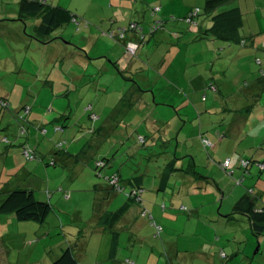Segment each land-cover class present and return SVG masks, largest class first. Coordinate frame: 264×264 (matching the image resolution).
<instances>
[{"label":"rangeland","instance_id":"rangeland-1","mask_svg":"<svg viewBox=\"0 0 264 264\" xmlns=\"http://www.w3.org/2000/svg\"><path fill=\"white\" fill-rule=\"evenodd\" d=\"M39 1L45 8H59L62 9L60 13L71 14L68 30H64L65 20L50 38H42L35 32L40 16L20 14L23 0H0V29L12 28L9 30L12 34L6 31L9 36L0 35V93L11 98L15 105L22 101L33 103L38 98L39 103H44L42 105L46 107L33 111L30 116V106L26 105L20 110L18 119L12 116L13 124L28 127L35 120L45 119L40 131L44 135L47 127L51 128V132L55 130L50 125L57 116L49 110L54 106L63 109L68 117L58 125L65 126L66 132L59 133L55 141L63 144L60 149H68L73 132L82 133L78 129H91L102 123L87 114L88 101L96 108L107 103L113 105L116 102L115 95H119L123 86H128L122 83L114 65L120 56L124 57L123 62L133 60L137 67H141V74L135 79L141 87L140 91L147 90L146 85L152 90L150 94L143 93L148 97L140 100V109L129 115L125 124L118 127L105 144L102 142L103 153L112 151L113 155L116 153L121 156L119 160L125 165L127 174L144 175L145 197L150 196V203L158 207L156 226L150 220L151 209L146 208L148 216L143 217L141 203L136 201L139 205L133 204L134 209H131L127 218L133 222L138 219L139 223L133 231L129 226L122 232L121 245L124 251L121 261L125 264L127 259L137 264H155L157 261L160 264H176L174 256L167 255V252L178 245L180 249L192 250L187 254V261L178 259L179 264H204L196 258L195 253H191L200 252L198 247L209 242L213 246L212 253L216 254V264H264V235L254 234L241 215H233L235 218L230 221L218 217L213 219L211 216L216 214L219 204L213 207L208 205L212 201L211 197L191 196L194 187H190L194 184L186 188L188 184L184 182L183 172L175 171L166 191H157L160 174L166 171L175 157L181 158L176 161L177 167L185 169L192 165L193 162L189 160L194 157L198 165L197 172L202 175L210 173L217 183L227 187L226 193L235 189L232 200L224 203L220 215L231 211L240 197L239 191L246 193L254 189L253 182L247 186L249 179L243 184H239L238 180L246 168L242 162L244 159L257 155L264 160V0L257 5L256 0L239 1L244 15V27L240 35L248 40L245 47L237 42L214 38L201 40L197 25L193 27L184 20L187 7L190 6L191 10L199 8L203 27L206 28V24L211 27L213 15L234 8L239 5L236 4L238 1L223 5L210 15L205 12V0ZM160 5V14H154L153 9ZM161 15L166 17L163 24L159 18ZM132 22H140V28L145 30H149L150 25L156 22L162 27L154 33H158V36L151 38L149 43L146 42L148 39L142 41L138 54L128 51L120 40L110 37V33L116 35ZM191 26L192 29H189ZM13 28H20L22 35ZM150 36L147 34L146 38ZM55 44H66L75 55H62L60 58L56 54L51 55V48ZM169 51H172L171 57ZM176 56L179 60L168 71L166 60L169 63ZM89 59L93 61L87 65ZM104 62L106 68L102 66ZM140 76L146 79L145 84ZM200 76L210 83L208 89L202 88ZM195 77L198 80L191 82ZM181 89H185V93ZM70 91L72 97L69 106L68 101L61 99L62 104L57 101L52 106L53 101L59 99L54 96ZM104 91H108L109 95ZM248 93L252 96L260 93L263 98L253 96L251 99ZM252 103L256 111L246 134L250 135V142L257 140V144L244 156L248 143L240 140L245 137V132L239 140L230 139L224 137L225 129L229 124L240 121V115H235L233 110ZM142 108L146 109L145 112L141 111ZM174 114L178 123L172 121ZM145 117H150L149 121L154 118L158 122L155 128L160 131H155L156 138L147 137L146 144H142L138 140L139 136L146 137ZM130 120L133 125L129 127ZM211 121L216 124H211ZM200 129L211 140L210 146L205 147L201 142ZM13 148L22 149L20 146ZM100 155H103L102 152ZM100 155H96V159L107 157ZM209 155L212 158L209 159ZM22 157L25 158L23 154ZM227 160L232 162L229 170L218 172L215 166ZM95 162L89 167V175L77 178L74 171L70 174L68 169L60 165L46 167L38 159L30 165V179L36 183L33 189L36 198L49 201L53 211L44 224L19 222L12 217L3 226L0 225V264H51L69 246L76 254L77 264H94L98 261V264H110L104 260L105 257L98 256L99 252L92 251V244L90 246L86 242L98 229L97 221L92 222L91 218L100 214L104 204L98 202L96 206V193L90 191L96 183H104L105 180L95 170ZM35 163H40L42 167L36 169ZM112 169L116 171L117 168ZM251 170L264 180V169L258 163L253 162ZM102 171L105 177L106 172ZM234 171L237 174L231 176L230 173ZM225 175L228 180L224 179L226 182L223 183L221 179ZM198 185L207 187L208 191L217 189L216 185L206 181ZM126 189L110 201L106 210L114 212L127 201L130 188ZM186 191L190 193L186 194ZM70 192H73L74 197L67 199ZM217 197L219 202L221 197L219 194ZM175 203L176 207L173 206ZM182 208L187 211L183 212ZM194 208H199L198 213H192ZM159 227L163 229L161 233H158ZM100 246V242L95 245L96 248ZM131 248L135 251L134 258L129 256ZM222 251L229 258L221 257Z\"/></svg>","mask_w":264,"mask_h":264},{"label":"crops","instance_id":"crops-1","mask_svg":"<svg viewBox=\"0 0 264 264\" xmlns=\"http://www.w3.org/2000/svg\"><path fill=\"white\" fill-rule=\"evenodd\" d=\"M235 1H238V2H236V4H239V5H237V7H240L242 9L241 2H239L241 0H233L227 4L233 3ZM260 1L261 0H256L255 5H257ZM160 7H161V5H160ZM52 9H53L52 7H49V8L43 7L39 12L22 13V11H20V14L21 15L38 14L40 16V23L37 26V28L35 29V32L37 31V33L40 34L42 38H50L51 35L53 33H55V31L57 30V27L59 28V25H62L65 20L66 21L64 23V26H65L64 30H68L69 26L67 24L70 23L69 18L71 15V14H66L65 12L60 13V10H57L56 11V15H57V18H56L57 23L56 24L57 25L55 26V28H53V30L49 34H47V35L41 34L39 32V27L46 22L44 16L46 14H48ZM191 9L192 8L190 6L186 8V12H185L186 15H187L188 11ZM159 18L162 20L163 23L166 22L165 15H161ZM143 19L145 20L144 15H143ZM132 23H136L139 26H141L140 22H132ZM194 26L195 25H193V27ZM202 27H203V25L201 23V19L199 18L196 28L201 29ZM6 28L7 27L0 29V35H2V34L6 35V36L10 35L11 32L9 33V30L12 28H7V29ZM190 28L192 29V26L189 27V29ZM206 28H210V25L206 24ZM13 29L17 33L21 34L22 30L20 28L19 29L13 28ZM6 31H8L9 35L7 34ZM143 31H144V34L148 33V30L143 29ZM128 33L129 34H127L125 36V39L120 40V42H121V44H123V46H125V48L126 47L128 48V51L130 48H134L135 52H137L136 54H138L142 48V40H141L142 37L139 34L132 32V31L128 32ZM62 34H63V32H62ZM153 35L154 34H152L150 36V38H146V40L148 39V41H146V42L149 43L151 38L158 36V33L155 34L154 36ZM16 39H18V38H16ZM23 39H21V40L23 41ZM39 39H41V38H39ZM205 39H207V38L201 37V40H205ZM41 40H43V39H41ZM48 41H50V39ZM51 49H52L51 55L54 56L56 54L57 58H60L62 55H66V56L75 55V53H73L72 51L69 50L70 48H68V46L66 47V44H60V45L55 44V47L51 48ZM170 53L171 54H169V56L171 57L172 51ZM142 55H143V53H142ZM123 60H124V57L120 56L119 58H117L115 60L114 65H115V68L117 69V72L119 73V75L122 78V83H127L128 86L127 85H126V87L123 86L122 87L123 89H122V91H120L119 95H117V96L115 95L116 102H114L113 105H109V103H107L106 106H103L100 108H96L94 106V104L89 102V101L86 104L87 114L90 116V113L93 112L94 114L90 117H93L96 120L99 119L102 122L98 127L95 126L94 128L93 127L91 128L92 130L96 131V136H93L91 134H88V136H87L86 133H90L92 131V130H90V132H88L89 128L82 127L81 129H78V131H80L82 133H77V131L73 132V134H72L73 140H71V143H70L68 149H65L61 153V155L57 156V159H58L60 166H62L66 170L68 169L70 174H71V172L74 171V176H75V178H77V177H80L81 175H86V174L89 175V173H90V172L88 173V171H90L89 167L92 166V162L96 160L95 155L99 156L101 154V152L103 155H107V158H110V163H109V166L106 168L107 170L104 169V171L106 172V176H110L114 173L119 174L121 179L124 181L125 191L127 190L126 188H130V191H131V189L133 188L132 185L135 182L137 184H140V186H142V188H143V193L141 195L142 202H141L140 206H142V208H144V209H140L142 211L141 216L147 217L148 214L144 215L143 212L146 213V210H147L146 208L151 209L152 213H150V216H151L150 220H153L154 224L156 225L157 224L156 220L159 219L158 218L159 215L156 212V208H158V207H157V205L150 203V200H151L150 196H149V198L145 197V194H144L145 193L144 175H138V176H142V178H141V181H136L135 177H137V175H134V173L132 175H129V174H127L128 172H125V165L123 163H121L119 160V157H121L120 155H117L116 153L113 155L112 151L109 153H103L105 151L101 150L102 146L109 140V138L112 137V135L116 133L117 128L120 127L121 125L125 124L124 122H125L126 118L129 115L135 113L137 111V109H140V108H138V106L141 104L140 100L148 97V96L147 97L144 96L143 93L144 94L145 93L150 94L152 92V90H150L149 85H146L147 90L140 91L141 87L139 86L138 82L135 81L136 78H139V74H141V71H142L141 67H137L133 60L132 61H125V62H123ZM178 60L179 59L177 56H176V59L174 57L171 58L169 63H167V60H166V64L169 67L168 71L172 70V67L174 66V64ZM87 61H88L87 65H90L91 62L93 61V59H89ZM102 66L106 68V62H104V64ZM186 66H188V65H186ZM106 70H108V68ZM184 74H186V73H184ZM84 76L86 77L87 75H84ZM81 79L84 80L85 78L81 77ZM140 79L142 81L145 80L143 84L146 83V79L144 77H141ZM199 79L202 80L201 81L202 82V88L208 89L210 83L207 82L206 79H203L202 76H200ZM197 80H198V77H195L194 79H192L191 82L197 81ZM181 90L183 93H185V89H181ZM71 92L72 91H70L66 94L54 96V97H56L55 99H57V98H59V99H57L56 101H53L52 106H54L57 103V101H60V99L63 101H68V106H69L70 100L72 97ZM104 93L106 95H109L108 91H104ZM253 96H255V98L256 97L257 98L258 97L263 98V97H260L261 96L260 93H256ZM253 96L248 93V98L252 99ZM0 99H5L10 104V108H3L0 106V188H2V192H3L2 195L0 196V204H1L2 201L4 200L5 196H6L4 193L11 191V190H14V189H21V188L33 190L35 188V185H36V183L30 179L32 177V170L29 169L30 165H32V163H34V161L33 162L27 161L26 158L22 157V149L17 150L13 147L27 146V147L35 150L39 155L45 157L46 159L52 158L53 154L57 153V151H59V148H57L58 142L55 140H56V138H59L58 137L59 133H62L60 131L59 132L56 131V126H59L58 123L60 121H62L65 117H68V116H66V114L64 113L65 111L63 109L60 110L59 108H54L55 107L54 106L53 107L54 109L52 108L51 110H49V112L52 111V113H56L57 117L52 121V123H51L52 125H50V126H54L55 130H52V132H51V128L47 127V130L43 129L44 132H46L43 135L42 132L40 133V131L43 128L42 126H43V122H45V119L44 120L39 119V121L35 120L34 123L30 124V126H28V127H25L22 124H20V127H19V124H16V123L13 124L12 116L14 115L15 118L18 119V116H19L18 114H19L20 110L22 108H24L26 105L30 106V110H31L30 116H31V115H33V111L46 108V107H44V105H42L44 103H39L38 98H37L33 103H31V101L30 102L22 101L21 103H17V105H15L11 101V98L8 99L2 93H0ZM60 104H62V101H60ZM253 105H255V104L252 103L251 105H248V106L246 105L243 108L233 110L232 112H234L235 115H237V114L240 115V121L238 123H231V124H229L230 122H228L227 124H229L228 125L229 127H227L225 129L226 135L224 137H227L230 139H238L239 140V138L241 136H243V134L245 132V137L242 140H240V141H243L245 144L248 143V145L246 147V151L244 153V156H246L245 154H247L249 150L255 148V146L257 144V140L250 142L249 141L250 135L246 134L247 129L250 128V126H252V124H251L252 115L256 111L252 108ZM18 106H20L21 108H19ZM91 106H92V108H91ZM89 108H91V111L89 110ZM145 110L146 109H144V108L141 109L142 112H145ZM172 118H173L172 121H174L176 123L179 122L178 118L175 114L173 115ZM149 119H150V117H145V119H144L145 126H146V132H145L146 137L145 136L144 137L146 138V140H147V137L149 138L151 136L156 138L155 131L159 130V129L155 128L156 123H158V122L155 121L154 118L150 121H149ZM233 122H235V121L233 120ZM210 123L216 124V122H213V121H211ZM79 124H80V122H79ZM132 125H133V123L130 120V122L127 126L130 127ZM166 125L168 126V123H166ZM207 125H210V124H207ZM20 128L22 131H24V129H25L24 135H20V133H19ZM161 132H163V131L161 130ZM166 132H168V131H166ZM199 135H200L201 142H202L203 137L208 139L204 135L203 129H200ZM6 138L8 139L9 143H6V141H5ZM84 139H87V140L84 141V143H83ZM209 141H211V140H209ZM102 142L104 144H102ZM89 144H93V147L95 149L94 153L91 152L92 151L90 149L91 147H89L90 150L88 152H86V147H87L86 145H89ZM179 144H180V142L177 141V145H179ZM115 147H116V145H115ZM167 147H169V144H167ZM111 148H113V147H111ZM109 150H111V149H109ZM50 154H51V156H50ZM103 155H100V156H103ZM210 158H212V157L210 156L209 159ZM180 159L181 158L178 159L177 157H175V160H171V162L174 164V168H175L174 171H171V167H167L166 171L164 173L160 174V185H159V189L157 191H166V189L168 188V184H169L170 180L172 179V176L174 175V172L180 171V172H183V174H184L183 179H184L185 184H188L186 186V188H189L188 186L190 184H194V186L190 187V188L194 187V190H193L194 192L192 193L191 196L201 195V196H206L207 198L211 197L212 201H210L208 205L215 207L216 205L219 204V207H217L216 214H213V216H211L213 219H217V217H218L222 220L226 219L227 221L228 220L230 221V220H234L235 215H241V214L235 213L234 207L231 209L230 212L227 211L229 213L223 214L226 217H224L223 215H220L221 214V208L224 206V203L226 201L229 202V200H232V195L235 192V189H232V190L228 191V193H226L227 187L225 185H220L219 183H217V181H215L214 178H212L210 176V173H205V175H202L201 173L197 172L196 170H197L198 165H197L196 159H194V157H192L189 160L190 162H193V163L187 169L177 167L176 161L178 162ZM246 159L262 161V159L258 158L257 155H254V156L246 158ZM262 162H264V160ZM220 164L215 166V169L216 170L218 169V172L223 173L226 170L222 169L220 167ZM231 164H232V162L230 163L229 167L227 168V171L231 167ZM209 165L210 164H208L207 166H209ZM241 165L242 164H240L239 166H241ZM251 166H252V164L248 168H244L243 174H240L242 172H239L240 180H238V181H240L241 184H243L245 180L249 179V183L247 184V186L249 187L250 184L253 182V184H254L253 188L254 189H249V191L246 193H243L242 190L239 191L238 197L239 196L240 197L237 200V202L242 197H244L245 195L250 194V197L255 200L257 207H264V180L262 179L261 175L256 176L255 174L252 173ZM39 167H42L40 165V163H35V168L37 169ZM112 168H114V169L117 168V169H116V171H113ZM102 174H103V171H102ZM163 174L168 175L166 181H164L165 177H163ZM235 174H237L235 171L230 173L231 176H235ZM232 178H234V177H232ZM224 179L228 180V177L226 175L222 177L221 180L223 183L226 182ZM204 181H206L207 183H212V184L216 185L217 189L208 191L207 187L202 188L201 186L198 185L200 183H203ZM250 190H251V192H250ZM90 191H94L96 193V196H95V205L96 206H97L98 202L104 203V204H102V211H100L99 216H102V215L104 216V215L112 213L111 211L106 210V208H108L110 201L115 199L119 194H122V193H118V192L113 191L109 187V185L107 184V182L105 180H104V183L103 182L96 183L92 187V190H90ZM189 193H190L189 191H186V194H189ZM218 194L221 197L219 202H218V197H217ZM68 195H69V198H67V199H71L74 197L73 192L72 193L70 192ZM205 200L209 201L208 199H205ZM136 201L138 202V200H133L132 198L127 199V201L124 203V204H127V206H128L125 214L120 219V221H118L114 225V227L111 228V230L104 229L102 227V223H101L102 221L99 220V217L96 220H95V218H91L92 222L97 221L98 229L94 232V234L91 235V237L87 236V238L88 237L89 238L86 242L90 246L92 244V251L99 252L98 256L105 257L104 260L107 262H110V264H125L121 261L122 252L124 251V247L121 245L122 244V237H123L122 232L125 231L129 226H131L132 231H133V228H135V226H138L137 225L139 223L138 219H136L133 222L127 218L128 213L131 211V209L132 208L134 209V205L138 204ZM176 204L177 203H175L173 206L176 207L177 206ZM235 204H234V206H235ZM123 205H121L120 208ZM164 209H166V208H164ZM198 209L199 208H196V209L194 208L192 210V213L193 212L198 213ZM185 211H187V210H185ZM185 211L183 210V212H185ZM241 216H243L247 220L248 225L250 226V229H251V223H250V220L248 219V217L245 215H241ZM7 219H12V217L0 215V225L3 226L4 222H6ZM98 235H100L99 238H97ZM156 235L159 236V234H156ZM262 235H264V233L261 235H257V236H262ZM113 236L116 237V241H117L116 246H115L116 248L114 251V255L112 254ZM99 242L101 243V246L96 248L95 245ZM102 243H103V246H102ZM198 248H200V250H199L200 252H193V253H191V255H193L195 253L196 258L202 260L204 264H216L217 258H216V254L214 253L215 254L214 255L212 253V249H213L212 244H210L209 242L208 243L205 242L202 245H200V247H198ZM205 248H207V250H205ZM153 251H155V250L153 249ZM134 252L135 251L132 249L129 256L134 258ZM188 252H192V250H189L187 248L186 249L185 248L180 249V247L177 245L176 247L173 246L170 249V251L168 250L167 255L174 256V259H175L174 261H176V264H179L178 259L179 260L184 259V261H187L186 258L188 256L187 255ZM220 256H221V253H220ZM168 257L170 258V256H168ZM225 258L226 259L229 258L227 254H226ZM170 259H172V257ZM98 263H99V261L97 263H94V264H98ZM180 263H182V262H180ZM126 264H128V263H126ZM135 264H137V263H135ZM155 264H160V262L157 261ZM171 264H173V263H171Z\"/></svg>","mask_w":264,"mask_h":264},{"label":"trees","instance_id":"trees-1","mask_svg":"<svg viewBox=\"0 0 264 264\" xmlns=\"http://www.w3.org/2000/svg\"><path fill=\"white\" fill-rule=\"evenodd\" d=\"M233 0H205V12L210 15L213 12H215L217 9L222 7L223 5H226L227 3L231 2ZM160 7V6H159ZM43 8V3L39 0H23L21 4V11L22 13H35L39 12ZM199 9V8H198ZM62 10L59 8H53L48 14L44 16L46 22L42 24L39 27V32L41 34H49L53 28L57 25V15L56 11ZM194 10V9H193ZM189 10L187 15L184 17L185 22H188V16L191 11ZM160 13V11L158 12ZM157 13V14H158ZM200 17V12L198 13V17L196 20V24H198V18ZM212 26L210 28H201L199 29V33H201V37L206 38H214L224 41H230V42H237L240 44L241 47H245L247 45V39L243 38L240 35V30L244 27V15L243 11L240 7L235 6L234 8H231L227 11L218 13L216 15H213L211 18ZM157 23V22H156ZM152 23V24H156ZM163 24V22H161ZM189 23V22H188ZM191 25V23H189ZM156 31L153 33H150L148 30L147 34H154L157 32L161 26L157 25ZM163 26V25H162ZM151 27V25H150ZM143 29V28H142ZM146 33L144 34V31L142 34H139L142 37V41L146 40ZM0 106L3 108H10L9 102H7L5 99H0ZM26 107V106H25ZM92 108V106H91ZM91 108L89 110L91 111ZM24 109V108H23ZM94 113H90V116H92ZM92 129H89V132ZM25 131V129H24ZM24 131L20 128V135H24ZM57 132H64L65 126H56ZM90 133L91 135L96 136V131L92 130ZM141 138L143 141H141ZM138 141H140L142 144H146V138L139 136ZM202 138V143H203ZM6 143H9L8 139H5ZM204 145V144H203ZM211 145V142H210ZM209 145V146H210ZM63 144L59 143L57 144V148H59V151L57 153L53 154L52 158L46 159L45 157L39 155L35 150L23 146L22 147V154L25 156L24 151H28L30 155L33 156L32 160H29L26 156L27 161H35L38 159L40 162H44L46 167L53 166L56 167L59 164L57 156L61 155V153L64 151L62 148ZM86 152H88L90 149L91 152L94 153L95 149L93 147V144L86 145ZM205 146V145H204ZM89 147H91L89 149ZM208 147V146H205ZM89 154V153H88ZM96 156V155H95ZM246 163V168H248L253 162L258 163L259 166L264 165V162L257 161V160H250V159H244ZM110 158L103 157L100 159H96L95 162V170L97 171L98 175L102 178H104L109 185V187L118 193H124V181L121 179L119 174L114 173L110 176L103 177L102 170L106 169L109 166ZM168 167H171V171H174V164L171 162L168 164ZM227 171V169H226ZM167 174H163V177H165L164 181L167 179ZM142 176L135 177L136 181H141ZM116 180V184H112V181ZM131 181V180H130ZM239 184L241 182L239 181ZM131 191H129V198H132L133 200H138L139 203L142 202L141 195L143 193V188L140 186V184H137L136 182L133 183ZM134 192H137V195H134ZM2 188H0V196L2 195ZM6 196L2 203L0 204V215L5 216H11L15 217L17 221L19 222H33L37 224H44L46 220L48 219L49 215L53 211V206L49 201H40L36 198L35 192L30 189H14L11 191H8L4 193ZM141 194V195H140ZM128 206L127 204H124L120 209H118L115 212H112L107 215H96L94 216L95 219H98L102 221V227L104 229L111 230V228L114 227V225L120 221V219L123 217L127 210ZM235 213L245 215L248 217L251 223V229L254 234L261 235L264 233V207H257L256 202L254 199L250 197V194L245 195L242 197L234 206ZM182 210V209H181ZM185 211V210H184ZM99 214V213H98ZM143 214H146L143 212ZM116 237L113 236L112 240V254L114 255L115 246H116ZM126 263L128 264H135V262H132L130 260H127ZM51 264H77L76 254L72 247H67L62 250V253L60 256H58Z\"/></svg>","mask_w":264,"mask_h":264},{"label":"built area","instance_id":"built-area-1","mask_svg":"<svg viewBox=\"0 0 264 264\" xmlns=\"http://www.w3.org/2000/svg\"><path fill=\"white\" fill-rule=\"evenodd\" d=\"M161 7H155L153 9V13L154 14H157L159 11H160ZM200 12V10L198 8L194 9L193 11L190 12L189 16H188V22L191 23V24H196V20H197V17H198V13ZM157 29V26L156 24H151V27H150V30L149 32L150 33H153L154 31H156ZM135 32L137 34H142L143 32V29L140 28V26L136 23H132L130 24V26L128 28H125V29H122L121 31H119L118 34L115 35V33H110V37L113 38V39H118V40H123L125 39V36L128 32ZM130 52L132 53H135V49L134 48H130L129 49ZM141 141H143V139L141 138ZM203 144L205 146H209L210 145V141L208 139H203ZM24 154L25 156L29 159V160H32L33 159V156L30 155V153L28 151H24ZM243 164L246 166V163L243 162ZM230 165V160H227L225 162H222L220 164V167L224 170H226ZM261 168L264 169V165H261L260 166ZM116 180H113L112 181V184H116ZM134 195L136 196L137 195V192H134ZM141 195V194H140ZM66 198H69V195L66 196ZM139 200V199H138ZM182 210H186V208H182ZM162 227H159L158 228V233H161L162 232ZM221 256L224 258L226 257V254L224 252H221Z\"/></svg>","mask_w":264,"mask_h":264}]
</instances>
